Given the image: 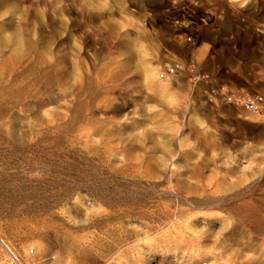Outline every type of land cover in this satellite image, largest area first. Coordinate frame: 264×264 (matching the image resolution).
Listing matches in <instances>:
<instances>
[{
    "label": "rangeland",
    "instance_id": "1",
    "mask_svg": "<svg viewBox=\"0 0 264 264\" xmlns=\"http://www.w3.org/2000/svg\"><path fill=\"white\" fill-rule=\"evenodd\" d=\"M0 264H264V0H0Z\"/></svg>",
    "mask_w": 264,
    "mask_h": 264
},
{
    "label": "built area",
    "instance_id": "2",
    "mask_svg": "<svg viewBox=\"0 0 264 264\" xmlns=\"http://www.w3.org/2000/svg\"><path fill=\"white\" fill-rule=\"evenodd\" d=\"M174 72V69H171L168 74H172ZM168 74L162 73V78H165ZM263 99L261 97H256L253 99H250L245 102V105L248 109H250L253 112H257L260 109L261 103Z\"/></svg>",
    "mask_w": 264,
    "mask_h": 264
}]
</instances>
